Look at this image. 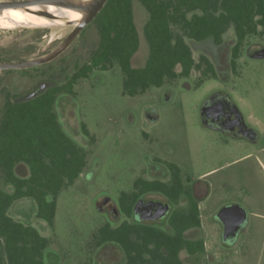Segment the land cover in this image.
<instances>
[{
    "label": "rangeland",
    "instance_id": "1",
    "mask_svg": "<svg viewBox=\"0 0 264 264\" xmlns=\"http://www.w3.org/2000/svg\"><path fill=\"white\" fill-rule=\"evenodd\" d=\"M11 1V0H0ZM134 20L140 47L132 57L133 67L146 65L150 45L145 36L149 12L133 1ZM73 25H35L17 23L0 27V58L21 61L42 56L54 49ZM194 58H212L219 77L204 76L199 70L188 77L168 80L161 87L130 96L124 93L125 75L119 65L108 70L95 69L75 84L73 93L58 96L56 110L64 129L87 152V166L81 176L58 195L54 223L50 226L37 215L31 197L16 200L9 213L16 220L32 225L49 240L45 264H114L121 258L116 251L96 246L95 233L106 222L119 225L101 212L103 198L118 202L134 188L136 179L148 174L153 165L176 163L187 188L199 179L210 184L203 202V226L193 238L205 241L204 254L197 258L208 264H264V56L246 52L236 73L231 69V50L236 41L233 29L224 36L222 46L212 39H186ZM99 44V32L91 22L71 46L54 60L23 69L0 70V117L4 102L19 90L22 96L40 82L64 85L86 64ZM247 50L264 49V36H251ZM213 46V47H212ZM180 70V67H178ZM19 76V84L17 77ZM217 93H225L238 106L245 123L257 131L261 140L251 143L222 134L204 124L202 106ZM152 117L153 121L150 119ZM85 124L95 141L85 135ZM18 173L28 175L25 165ZM0 190L13 187L0 177ZM237 203L248 211V224L232 244L222 240L223 227L216 214L225 205ZM103 251V252H102ZM105 252V253H104ZM183 259L188 261L186 251ZM196 260V259H195Z\"/></svg>",
    "mask_w": 264,
    "mask_h": 264
},
{
    "label": "trees",
    "instance_id": "2",
    "mask_svg": "<svg viewBox=\"0 0 264 264\" xmlns=\"http://www.w3.org/2000/svg\"><path fill=\"white\" fill-rule=\"evenodd\" d=\"M133 1L108 0L92 21L98 28L99 44L68 82L30 98L7 96L0 117V177L13 191L0 190V264H45L49 240L34 226L16 220L9 210L16 200L31 197L37 203L38 217L52 226L59 193L73 184L87 166L85 148L67 133L56 110L61 93H73L78 80L95 69L108 70L115 65L125 75L124 93L130 96L161 87L168 80L188 77L193 70L213 77L216 73L210 60L202 55L196 61L187 38L212 39L220 45L233 29L236 44L232 63L236 65L245 41L251 36H264V0H139L149 12L144 31L150 55L144 67L136 68L132 57L139 50L140 37ZM81 129L95 141L85 124ZM19 165L28 168V175L18 173ZM147 188L160 190L172 200L181 192L188 196V205L171 217L173 231L129 222L118 227L107 223L96 234L97 245H119L126 255L125 264H186L180 258L181 250L189 254L204 252L203 239L186 235L187 230L201 226L198 204L186 186L153 183ZM121 200L129 213L128 194L123 193Z\"/></svg>",
    "mask_w": 264,
    "mask_h": 264
},
{
    "label": "flooded vegetation",
    "instance_id": "3",
    "mask_svg": "<svg viewBox=\"0 0 264 264\" xmlns=\"http://www.w3.org/2000/svg\"><path fill=\"white\" fill-rule=\"evenodd\" d=\"M255 36H258V35H255ZM248 39L245 41L241 56L237 59L236 65H233L232 63L233 47L236 44V41L232 47L230 64H231V69L233 70L234 73L238 71L240 60L246 52H248L250 55H254L260 50L259 46L257 45L255 49H253L252 51H248L246 48L247 47L246 42L248 41ZM223 43L220 45H217L214 42L215 46L214 47L212 46V47L213 48L220 47L223 45ZM202 55L207 56L210 62L212 63L214 67V71L216 73L215 76L213 77H216V78L219 77V73H218V69H217L215 61L206 54H201L199 56V59ZM0 61H14V60L0 58ZM194 71L196 70H193L191 75L194 74ZM199 71L203 72L202 70H199ZM17 81L19 84V76L17 77ZM51 86L53 85L50 84L49 82H40L39 84L36 85L34 89H32L31 91H29L28 93L22 96H26L30 98V95L33 94L32 97H34L35 95L50 88ZM8 95L9 93H7V96ZM12 96L14 99L19 100V90ZM208 114L209 115L207 116L206 121L203 120L206 126L222 134L233 137V138L239 137L251 143L260 142L261 140L260 134L245 123L244 118L238 106L233 102V100L227 94L217 93L213 96V99L209 103ZM150 119L152 120L153 118L150 117ZM261 150L264 153V146L261 148ZM160 161L161 160H159V164L152 166L148 174H144L138 177L134 183L133 190L127 193L129 196V202H128L129 213L124 210V204L121 198L116 203L112 202V199L110 198H103L99 201L98 209L101 212L106 213L107 216L112 215L116 220H118L119 218L120 219L124 218V220L117 226H113L110 222H106L105 224L108 223L112 227H118L124 222H129L132 225L153 227V228L161 229V230H164L170 233L173 231V228L170 224L171 217L176 210L182 211L188 205L189 198L187 195L181 192L179 194V197L176 198V200H172L164 192L160 190H154V189L147 188V186H150L153 183H160V184L168 185L170 187L179 186V185L186 186L185 179L182 175V170L176 163L169 162V163H166V165H164ZM258 163L264 169V160L259 158ZM177 168L180 169V173L177 172L178 171ZM209 186L210 184L205 179H202V180L199 179L190 188H187L186 186L187 192L191 196L192 200L198 204V210H199L200 218H201L200 227L191 228L186 231V235L189 239H196V238H193L194 231L197 229H201L203 226V216H204L203 215V210H204L203 202L205 201L207 197ZM140 200H142L143 203H141L140 207L136 211V206ZM216 219L222 225L220 220L217 218V214H216ZM105 224H103L101 227H103ZM99 229L97 230L94 236L96 246L106 252H109V251H114V252L116 251V253L119 252L121 254V258L119 259V261H117L114 264H125L126 255L119 245L115 243H110V242L104 243L99 246L97 245L96 234L98 233ZM204 244H205V241H204ZM184 251L185 250H181L179 253L180 258L184 263L186 264L206 263V262L200 261V259L197 258V255L204 254L206 250L202 253H197V254H189L186 251L188 254V261H185L183 259L182 253Z\"/></svg>",
    "mask_w": 264,
    "mask_h": 264
},
{
    "label": "water",
    "instance_id": "4",
    "mask_svg": "<svg viewBox=\"0 0 264 264\" xmlns=\"http://www.w3.org/2000/svg\"><path fill=\"white\" fill-rule=\"evenodd\" d=\"M108 0H11L0 1V14L7 9H18L25 12L34 13L49 19L59 25H73V30L51 51L35 58L21 61H0V70L23 69L38 66L50 62L63 54L79 36L82 30L87 27L101 12ZM55 6L58 10L76 13L77 18H72L63 13H53L50 7ZM253 56L263 57L264 49L259 50ZM30 95V97H32ZM213 99L210 97L202 106V117L206 121L209 115V103ZM142 200L136 206V211L140 207ZM100 208V206H99ZM144 218V217H142ZM217 218L223 225L222 240L225 244L234 243L240 232L248 224L247 209L237 203L223 206L217 213Z\"/></svg>",
    "mask_w": 264,
    "mask_h": 264
},
{
    "label": "bare ground",
    "instance_id": "5",
    "mask_svg": "<svg viewBox=\"0 0 264 264\" xmlns=\"http://www.w3.org/2000/svg\"><path fill=\"white\" fill-rule=\"evenodd\" d=\"M50 11L57 14L60 11V13L68 15L74 19L78 17L76 13L58 10L55 6H51ZM17 23H31L35 25L53 24V22L43 16L13 8L7 9L2 14H0V27L13 28Z\"/></svg>",
    "mask_w": 264,
    "mask_h": 264
}]
</instances>
